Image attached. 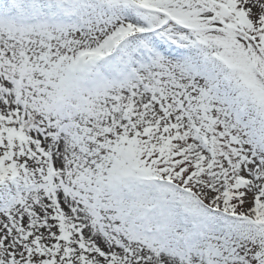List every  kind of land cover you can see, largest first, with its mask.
I'll use <instances>...</instances> for the list:
<instances>
[{
    "label": "rangeland",
    "instance_id": "374dc122",
    "mask_svg": "<svg viewBox=\"0 0 264 264\" xmlns=\"http://www.w3.org/2000/svg\"><path fill=\"white\" fill-rule=\"evenodd\" d=\"M2 4L0 264H264V0Z\"/></svg>",
    "mask_w": 264,
    "mask_h": 264
},
{
    "label": "bare ground",
    "instance_id": "6f19581e",
    "mask_svg": "<svg viewBox=\"0 0 264 264\" xmlns=\"http://www.w3.org/2000/svg\"><path fill=\"white\" fill-rule=\"evenodd\" d=\"M37 15L38 16H43V13H41L40 10H38L37 12ZM154 46L157 47L158 49H162L163 51L167 52L169 55H170V60L173 61L174 60H179L178 56H186L187 54L190 53V50L187 49L186 47L182 46L181 44H175L173 41H177V39H174L173 41L171 39H166V40H163L157 36H155L154 34ZM14 44L11 43V42H8L6 43V46H3L1 44V47L3 50H5L8 46H13ZM166 56V55H164ZM138 62V61H136ZM139 63V62H138ZM17 71V68L12 65V66H3L1 68V71H0V79L1 80H5L7 81L8 80V86H10V81H9V76L11 73ZM138 81V80H136ZM7 83V82H6ZM134 88H132V86L129 87V90H128V94L130 95V92L133 93L134 91H137L139 94H141L142 92L139 91L138 89H136L137 87L135 85H133ZM1 101H0V107L3 108V106H1ZM70 144H73V141L66 138V137H62L60 139V143H59V147L58 149L61 151V152H64V153H67V154H70V150L72 149V146ZM59 155V154H57ZM59 158V157H58ZM61 158V157H60ZM12 186H8L6 188H3L2 191H0V198L2 197H5L7 196L8 194H10V191H12ZM78 205H80V203H78ZM76 217L81 220V219H84L86 217V214L85 213H80L78 212L77 214H75ZM48 215L45 216V219L48 223V228H44L45 230L49 231V233L51 234V230L54 229L53 228V222H52V218L51 219H48ZM92 229L90 227H87L85 228V236L87 238H90V239H93L96 244L99 246V247H104L106 246V238L101 236L100 234H96V232H92L91 231ZM91 232V233H90ZM47 233V235H50ZM113 236V235H112ZM111 236H109L110 238ZM105 242V243H103ZM14 243V241L12 240V243L10 246H12ZM107 247L110 251H112L113 253V256L116 258V259H121L123 258V254L122 252L117 248L116 244L115 243H112V242H108L107 241ZM135 249H137V247H133ZM158 261H159V264H171V263H177V264H181L177 259L173 258L172 256H166V257H163V258H158ZM195 263V258H193L191 264H194Z\"/></svg>",
    "mask_w": 264,
    "mask_h": 264
}]
</instances>
